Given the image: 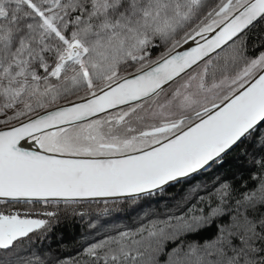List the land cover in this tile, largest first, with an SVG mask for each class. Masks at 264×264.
Returning <instances> with one entry per match:
<instances>
[{"label":"snow or ice","instance_id":"6c2138e0","mask_svg":"<svg viewBox=\"0 0 264 264\" xmlns=\"http://www.w3.org/2000/svg\"><path fill=\"white\" fill-rule=\"evenodd\" d=\"M261 23L264 0H0V203H137L245 142L264 151V51L247 54ZM252 162L256 186L105 232L73 264H264ZM47 224L0 211V264H36L21 249Z\"/></svg>","mask_w":264,"mask_h":264},{"label":"trees","instance_id":"16d2710c","mask_svg":"<svg viewBox=\"0 0 264 264\" xmlns=\"http://www.w3.org/2000/svg\"><path fill=\"white\" fill-rule=\"evenodd\" d=\"M264 38V23L258 24L250 33L248 55H257L264 48L258 47ZM255 44L257 47L253 48ZM6 126L0 125V128ZM264 155L254 142H245L224 158L221 165H215L189 179L173 183L160 194L142 197L139 202H123L120 199L103 201H21L0 203V211L15 212L47 218L44 229L30 234L31 241L25 242L21 255L36 264H73L81 259L83 248L101 238L105 232L135 229L147 219L164 220L173 214L185 212L198 214L207 204H214L215 188L228 182L236 195L257 184L261 174L253 158ZM255 177V179H254ZM190 194V195H188ZM188 199L184 201V197ZM203 198V199H201ZM106 201V202H105ZM184 201L178 208L179 202ZM52 212L53 216L45 213ZM41 219V218H40ZM223 220L224 218H218ZM46 220V219H45ZM215 238V230L204 229L190 233L189 241L204 243Z\"/></svg>","mask_w":264,"mask_h":264},{"label":"water","instance_id":"95a60500","mask_svg":"<svg viewBox=\"0 0 264 264\" xmlns=\"http://www.w3.org/2000/svg\"><path fill=\"white\" fill-rule=\"evenodd\" d=\"M195 46V45H194ZM4 130H7V127H5V128H3ZM24 142H31V139H26V140H24V141H21V143H24ZM37 148H35V149H38V146H36ZM209 169V168H208ZM207 170V169H206ZM202 171H205V170H202ZM202 171H200V172H202ZM200 172H198V173H200ZM198 173H196V174H198ZM196 174H193L191 177H193L194 175H196ZM191 177H189V178H191ZM189 178H185V179H189ZM185 179H183V180H185ZM182 181V180H181ZM174 183H176V182H174ZM173 184V183H172ZM171 185V184H170ZM169 186V185H168ZM116 199H119V198H95V199H85V200H80V201H103V200H116ZM36 201H38V200H36ZM48 201H65V200H63V199H52V198H50ZM30 219H40V218H30Z\"/></svg>","mask_w":264,"mask_h":264},{"label":"rangeland","instance_id":"374dc122","mask_svg":"<svg viewBox=\"0 0 264 264\" xmlns=\"http://www.w3.org/2000/svg\"><path fill=\"white\" fill-rule=\"evenodd\" d=\"M30 143H33L34 146H32V145H30V144H27V145L31 147V150H32V151H36L37 149H35V148H37V147H36L37 144H36L33 140H31ZM16 212H19V213L21 214L22 217H26V218H35V217H36V216H34V215L23 214V213H21L20 211H15V212H12V213H16ZM40 218L43 219V220L46 219V221H48L47 218L44 219V218L41 217V216H40Z\"/></svg>","mask_w":264,"mask_h":264},{"label":"bare ground","instance_id":"6f19581e","mask_svg":"<svg viewBox=\"0 0 264 264\" xmlns=\"http://www.w3.org/2000/svg\"><path fill=\"white\" fill-rule=\"evenodd\" d=\"M192 46L194 47V45H192ZM27 144H30V145L34 146L33 143H29V142L21 143V145L23 146V148H24L25 150H27V151H32V150H31V147L28 146Z\"/></svg>","mask_w":264,"mask_h":264},{"label":"flooded vegetation","instance_id":"af4514ba","mask_svg":"<svg viewBox=\"0 0 264 264\" xmlns=\"http://www.w3.org/2000/svg\"><path fill=\"white\" fill-rule=\"evenodd\" d=\"M35 218H40V216H36Z\"/></svg>","mask_w":264,"mask_h":264}]
</instances>
